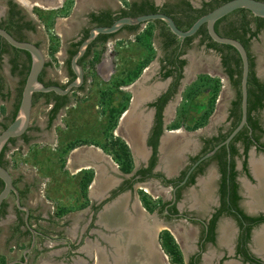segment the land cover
Listing matches in <instances>:
<instances>
[{
	"label": "flooded vegetation",
	"instance_id": "af4514ba",
	"mask_svg": "<svg viewBox=\"0 0 264 264\" xmlns=\"http://www.w3.org/2000/svg\"><path fill=\"white\" fill-rule=\"evenodd\" d=\"M27 1L33 3L37 1L44 6L47 4V0ZM58 1L60 3V0H55ZM100 1L76 0L74 11L68 16L70 30L59 34L61 40L57 48L62 52L64 50L65 53L58 55L56 49L54 51L49 48L47 65L42 77L45 85L66 88L76 79L71 63L69 64L74 57L71 56V51L78 52L91 30L102 27L97 21L98 17L101 18L109 12L113 17L117 16L122 10L128 9L130 4L140 5L144 0H125L126 3H121L119 0ZM152 1L158 7H163L169 2L180 3V0H168L162 5H157L155 0ZM188 1L193 7L201 8L207 0ZM62 3V9L66 8V0ZM25 4V0H0V27L5 30L10 28L16 37L21 38V34L24 41L34 43L28 34L37 33V25L33 16L27 12L28 7ZM236 12L227 16L220 24L219 33L223 34V30L229 28L230 24L234 27L240 25L243 15ZM235 15L237 17L233 18L232 16ZM247 18L251 23L246 37L251 39L245 48L249 60L251 59L252 72L258 80L256 86L259 85L257 88L260 89L264 85V64L253 49L264 45V29L257 37H252V33L257 31V21L251 15ZM19 23L24 28L18 33L16 27ZM27 23L35 25L36 31L26 27ZM143 25L133 29L125 26L106 39L103 37L106 35H99L89 46L92 47V54L83 67L85 71L83 85L65 96L54 95L53 92L42 96L46 106L43 125H37L34 129L30 127L27 134L15 139L13 143L9 142L6 146L10 149L20 140L24 145L42 140L50 147H57L53 151H59L57 158H60L62 172L66 175L74 172L83 184L82 191L86 202L79 203V207L85 204L83 209L88 216L74 240L66 236L54 238L38 229V224L43 221L34 218L30 206L25 203L28 193L24 197L20 194L22 204L30 210L28 223L34 232L27 225L25 212L17 208V224L12 230L13 240L24 238L26 243L16 246L13 244L11 248L5 246L0 252V264H76L80 258H84L89 264H93L97 259L101 264H112L117 254L113 242L121 241L122 237L124 242L129 241V238L138 237V233L144 231V228L138 224L142 219L148 230L153 233L152 243L159 245L169 264H264V242H262L264 209L256 208L257 205L253 207V197L249 192L250 189L259 188L260 184L264 183L255 173L252 164L253 161H259L264 168V108H258L250 115L248 113L244 128L229 145L224 144L242 121V102L241 115L240 111L236 113L234 105L240 96L242 98L241 85L240 87L235 85L229 75L228 66L224 64V58L228 56L231 58L229 66L232 69L238 68L233 57L240 58L239 52L231 49L220 52L210 47V41L204 40L203 35H194L195 37L189 42L178 38L179 43L167 47L162 30L158 27L154 30L158 32L159 53L156 50V64L153 66L151 64L152 70L144 67L142 74L137 78H129L125 75L120 81L121 77L116 75V70L112 69L113 72L110 70V64L115 61L112 56L115 48L113 39L120 34L126 35L129 39L137 35L135 37L140 39L142 32L145 33L144 31L147 30ZM3 40L0 37V115L4 100L1 69L3 57L6 55L2 53ZM194 47L200 48L198 60H194L191 53ZM101 49L107 50L103 58L98 56ZM211 53L219 57L218 63L209 56ZM58 56L62 60V65L59 78L55 79V75L49 76L48 73L57 71L54 67L59 64ZM179 61H186V65L180 67ZM192 62H195L194 67ZM20 64L23 65L25 62ZM90 67L97 69L100 86L103 89L98 97L99 103L103 110H106L105 106L108 108V119L113 120L114 111H120L116 140L110 139L108 130H105L107 136L101 146L87 137H70V133L66 131H69L71 124L65 127L66 131L62 134L57 131L64 126L63 120L67 117L69 108L78 103L77 99H86L90 86L95 84V81L90 80L89 77ZM105 67L108 69H104ZM190 69L192 74L189 75ZM169 72L171 74L166 76ZM180 72L182 78L178 77ZM194 72L197 74L194 75ZM195 76L197 80L213 77L227 80V87L223 88L222 96L215 103L213 114L206 119L207 121L202 119L206 121L202 123L193 121L192 111L186 116L178 115L182 93ZM116 81H119L117 88L120 92L117 91L115 95L113 87ZM250 88L248 87V92ZM76 95L78 97L75 98ZM224 98L227 102L219 110ZM64 102H66L65 106L54 112L57 106ZM206 116L207 114H203L202 117ZM1 124L0 119V127ZM111 124L106 128L108 129ZM33 130L37 133L31 136L29 133ZM131 132H137L141 137L142 153L139 155L132 148ZM103 135L105 136V133ZM113 141L116 144L122 141L121 143L128 147L130 155L125 158H132L133 167L130 172L124 171V165L119 160L123 157L112 153L109 148L113 146ZM215 149L217 150L214 155L202 160ZM97 150L102 155H97ZM8 152L9 150L6 151V155ZM48 158H52V155ZM15 186L20 192L25 190L18 186V182ZM147 194L152 201L151 204L147 202ZM120 206L126 219L132 218L130 221L137 222L129 224L130 227L126 229V231L132 229L130 236H127L125 231L122 233L126 236L116 230L117 226L125 225L122 224V220L113 223L105 219L109 217L108 214L114 207L116 210ZM8 209L9 207L7 211ZM67 221L68 225L63 227V233L68 229L73 233L70 225L75 220L67 219ZM37 238H41L40 241ZM43 239L50 240L45 243ZM167 240L172 243L171 255L165 248ZM57 242L61 243L56 245ZM87 242H91V246H87ZM62 248L66 250L54 252ZM19 252L20 255L16 256Z\"/></svg>",
	"mask_w": 264,
	"mask_h": 264
},
{
	"label": "rangeland",
	"instance_id": "374dc122",
	"mask_svg": "<svg viewBox=\"0 0 264 264\" xmlns=\"http://www.w3.org/2000/svg\"><path fill=\"white\" fill-rule=\"evenodd\" d=\"M25 1L28 7L27 12L30 13V16H33L34 21L37 25V33L28 34L29 38L34 43H38L45 56L48 57L47 54L49 52V48H51L52 50L57 49V51H59V48H57L60 45L61 40L59 34H61L63 30L66 31V27L69 25L68 21L66 22L63 20L73 13L74 7L76 6V0H66L67 7L58 10L57 8L53 9L50 7H46V5L43 6V4L37 1L34 3L27 0ZM61 1L64 0H60V2ZM124 1L125 0H119V2L121 3H126ZM155 1L159 5H162L168 0ZM52 13L56 15L54 26L47 23ZM232 17L235 18L237 17V15ZM143 28H150V32H147V30L144 29L145 33L142 32L140 39L136 38L137 35H135L136 37L134 36L133 38L129 39L126 35L123 34H120L113 39L115 48L112 51V56L114 57L115 61L110 64V70H116V75L121 77L120 81L122 80V77H125L127 72L131 70V68L138 70L139 67L143 69L144 67H147L148 70L151 67V64L152 66L156 64L155 53L159 50V41L157 38L158 32L154 30V28H158V25L146 23L143 25ZM146 32L149 33V35ZM253 51L259 54V58L264 64V45H259L258 48L255 47ZM106 53L107 50L105 51V49H101L98 56H102L103 58V55H105ZM191 53H193L194 60H198L197 56L200 54V48L194 47L193 49H191ZM13 56L14 52L10 50L9 53H7L5 57H3L4 60L2 62L1 69L4 86L3 94L7 95V98L3 100L2 106L4 107L5 111L1 112L0 119L2 120L3 124L5 123L7 125H10L12 122V117L15 112L16 105L18 104L20 99V91L23 87L22 83L25 79L24 76H21L20 74L14 73L12 71L11 60ZM18 56L20 62L27 61L26 55H24L23 53H20ZM209 56L212 57V60L218 63L219 57L217 55L211 53L209 54ZM192 63H194V67L195 62ZM197 63L198 62H196V64ZM196 66L197 68H199L198 64ZM106 68L107 67H105L104 69ZM143 69H141L140 75L142 74ZM60 70V68H57L54 77L55 79L59 78ZM88 70L90 80L95 81V84H92L90 86V92L86 99H77L78 103H75V100V106H71L67 112V115L68 113L70 115L65 117V119L63 120L65 122L64 126L58 128L57 131L59 132V134H62V132L66 131L65 127L71 124L69 126V131H66L67 133H70V137H87L90 140H93L95 144L101 146L102 141L107 136L105 130H108L107 134L110 139H113L114 141L116 140L118 133L117 121L120 111L115 110L112 114L113 120L108 119V108L105 106L104 108L106 110H103L102 105L99 103L98 97L103 89L100 86L101 81L97 75V69L94 67H90L88 68ZM188 74H192L191 69L189 70ZM196 74L197 73L194 72V75ZM195 79L188 82L189 84L187 85V87H185L182 93V99H180L178 106V115H180L181 117L186 116L187 113L192 111L193 121L202 123V121L204 120V117H202L203 114H208L210 111L211 113L209 116L213 114L215 103L217 102L218 98L222 96V92L224 90L223 88L227 87V80H219L213 77L212 79H206L204 82H200V80ZM118 83L119 81L115 82L116 85H114L113 87V94H115L117 91L120 92V90L117 88ZM217 83H219L220 91L218 94H215L214 91L217 87ZM76 97L78 96L76 95L75 98ZM226 102L227 100L226 98H224L222 104L219 105L221 106L219 110L225 106ZM113 105L115 106V104ZM101 109L103 110V112ZM45 114L46 106L44 104V98L42 96H38L36 99V104L32 111L31 128L34 129L37 128V125H43ZM108 124H111L112 127L110 126L107 129L106 127L109 126ZM2 131L3 127H0V133ZM35 133L37 132L33 130L29 134L32 136ZM104 133L105 136L103 135ZM114 141L113 146H110L109 148L112 150V153L117 154V146L115 145ZM121 142L118 141L117 143L121 145ZM58 152L59 151H53L52 146H48V144H46V142L42 140H38L27 145L22 144L20 140L14 147H11L9 149V152L6 155V159L10 162L8 169L10 170L13 179L18 182V186L20 188H28V195L24 200L28 206H34V203L36 202L34 201L35 198L38 200V197H40L41 199L42 193L39 192V189L40 191L44 189L43 185L46 181L45 177L49 175L50 172L54 175V173L57 174L58 171H62L60 167V158H48L51 157V155L53 156L54 153H57L58 157ZM116 162L118 163V161ZM118 164H120V162ZM146 196L148 198V194ZM8 202H10L11 205L15 204V197L11 195L8 198ZM62 202L65 204L64 201ZM147 202L151 204L152 201L148 198ZM66 203L69 202L66 201ZM48 208L49 206H44L43 210H48ZM162 254L163 257L166 258L165 254ZM164 262L166 264L170 263L167 258L164 259Z\"/></svg>",
	"mask_w": 264,
	"mask_h": 264
},
{
	"label": "water",
	"instance_id": "95a60500",
	"mask_svg": "<svg viewBox=\"0 0 264 264\" xmlns=\"http://www.w3.org/2000/svg\"><path fill=\"white\" fill-rule=\"evenodd\" d=\"M239 10H247L251 12L255 17L264 18V1L230 0L222 4L221 6L217 7L210 13L199 18L197 22H195V24L189 30H181L177 26L176 22L172 17L160 12L156 14L142 15L139 17H125L117 20L112 26L96 27L91 30L89 37L82 43V45L79 48V51L72 58L71 66L76 76V79L72 83H70L66 88H62L56 85L47 86L40 81V76L45 68L47 61L44 52L39 46H37V44L27 41H20L16 39L12 34H10L7 30L0 27V37L3 38L11 47L29 53L32 59L31 69L22 92L21 103L17 115L14 121L5 130H3L0 133V157L2 151L8 145L11 139L21 138L28 133L31 127L35 94L53 92L57 95L65 96L71 93L72 90L76 88H80L83 85L85 80V71L83 66L80 64V60L84 57L89 46L96 40V38L99 35L114 34L119 32L125 26L142 25L157 20L163 21L175 36L183 40L196 35L203 26H206L208 34L214 42L222 45L232 46L239 52L243 62V74L241 81L242 121L224 143L226 145H229L230 142L234 139V137L244 128L248 120V101H249L248 80L250 74V60H249L248 51L246 50L245 46L238 40L221 36L216 31V23L219 20ZM132 148L135 151L133 146ZM217 149L204 156L202 160L207 159L212 155H214ZM0 180L4 184V188L0 193V207L6 200H8V198L11 195H14L17 208L25 212L27 225L30 228V230L34 232V230L30 227L28 223L30 217V210L22 204L20 191L14 184V179L10 170L4 167L1 163H0ZM116 228H118L116 230L121 231V233L122 231L126 232L127 229L125 225H120L117 226ZM124 234L122 233V235ZM130 234L131 233L128 232L127 235ZM140 234H144V233L141 232ZM151 235L152 234H149L148 232L146 236L147 246L145 247L147 248V251L149 252L153 251L158 254L156 264H166L164 262V259L166 258L163 257L159 245L157 243H155L156 245L152 243L153 240ZM139 239L142 238L138 235V237H135L134 239L135 241L132 242V244H137V241H139ZM113 246L115 247L117 254L114 256L112 264H151L152 263L149 261L150 260L149 257L148 259L142 258L143 256L142 254L144 253V251L133 252L132 249L130 248V244L127 241L125 242L115 241L113 242ZM96 264H101L99 259H97Z\"/></svg>",
	"mask_w": 264,
	"mask_h": 264
},
{
	"label": "trees",
	"instance_id": "16d2710c",
	"mask_svg": "<svg viewBox=\"0 0 264 264\" xmlns=\"http://www.w3.org/2000/svg\"><path fill=\"white\" fill-rule=\"evenodd\" d=\"M228 1H230V0H207L206 2L203 3L201 8H195V7H193V5L188 0H180V3H177V4H173V3L169 2V3H166L163 7L156 6L155 3L152 0H144L140 5H138L136 3L130 4L128 9L122 10L120 12V14L117 15V16L113 17L112 14L109 12V13H107L106 15H104L101 18L98 17L97 21L99 22V24L101 26H112L117 20H119L121 18H125V17H139V16H142V15L156 14V13L160 12V13H164V14L172 17L174 19V21L176 22L177 26L181 30H189L195 24V22H197V20L199 18H201L202 16L210 13L211 11H213L214 9H216L217 7L221 6L222 4H224V3L228 2ZM236 13H241L243 15V19H242L240 25H238L237 27H234L233 25L230 24L229 28L223 30V32H224L223 34L219 33L218 29L220 27V24L226 19V17H225V18L219 20L216 23V31L221 36L238 40L245 47H247L249 42H250V39H251V38H247L246 37L248 31H250L249 25L251 23V20L247 18L248 15H251L257 21V31L252 33V37L253 36L257 37L259 32H261L264 29V18L255 17L251 12H249L247 10H239ZM55 18H56V15L52 13L51 16L49 17V21L47 23L52 25V26H54L55 25ZM148 23L149 24H151V23L152 24H156L162 30V36L164 37V41H165L164 43H165V45L167 47H170V46H172V45H174L176 43H179L178 37L175 36L170 31L168 26L163 21L157 20V21H151V22H148ZM25 26L26 27L28 26L33 31H36V26L35 25H31V23H27ZM138 26L139 25L128 26V27H131L133 29V28H137ZM16 28H17L16 31H18V33H19V31L22 30L24 28V26L19 23V24H17ZM6 30L10 34H12L16 39H18L20 41H24L22 39L23 36L21 34H20L21 38H18L12 33L10 28H6ZM148 31L150 32V28L147 29V32ZM114 34L106 35V36H103V37L106 39L107 37L112 36ZM147 34L149 35V33H147ZM196 35H203L204 40L207 39L208 41H210V47H212L214 49L216 48L220 52L224 51V49L236 50L232 46L222 45V44H218V43L214 42L211 39V37L209 36L206 26H203L198 31V33ZM194 37L195 36L186 38V41L189 42ZM104 38H102V39H104ZM3 42H4L3 48H2V53L3 54L9 53L10 50H12L14 52V56L12 57V60H11L12 71L14 73L20 74L21 76L25 77V79L23 80V83H22L23 87L21 88V91H20V99H19L18 104L16 105V109H15V112H14L13 117H12V122H13L15 117H16V115H17L19 107H20L22 92H23L27 77H28L30 69H31L32 59H31V55L29 53L11 47L5 40H3ZM37 46H39V44H37ZM91 49H92V47L87 50V53L85 54V56L81 60V65L83 67L86 66L87 59L92 54ZM20 53H25L27 55V61H25V64H23V65L20 64V62H19V56L18 55ZM76 53H77V50L71 51V56L73 57ZM233 58L237 62L238 68L235 67V69H232L229 66L228 63L231 61L230 60L231 58L228 57V56L224 58V64L228 66L229 75L234 80L235 85L240 87L242 74H243V62H242V58L241 57L240 58L233 57ZM70 63L71 62H69V64ZM147 63H148V60H147ZM179 64H180V67H183L184 65H186V61H179ZM250 64H251V59H250ZM141 69H143V68L139 67L138 70H135L134 68H131V70H129L127 72L126 77H129V78L130 77H136L137 78L140 75V73H141L140 72ZM43 73L44 72H42V74L40 76V81L41 82H43L42 81ZM170 74H171V72L167 73L166 76H168ZM73 75H74V73H73ZM178 77L182 78V73L181 72L178 74ZM204 81H205L204 78H200V82H204ZM217 81H219V80H217ZM257 81L258 80L256 79L254 73L252 72V64H251V71H250V76H249V80H248V87H251L250 90H249V101H248V110H249L248 113H249V115L251 114V112H253L254 110H256L258 108H264V94H263L264 85L261 86L260 89L257 88V86H259V85L256 86V84H258ZM3 90H4V86H3V83H2V97H3V99H6L7 95L3 94ZM219 91H220L219 83H217V87H216L214 93L218 94ZM53 94L55 95V93H53ZM44 95H47V94L46 93L35 94V96H34V104L36 103V99H37L38 96H44ZM241 102H242V98L240 96V98L234 103L235 109L237 111L236 113H238V111H240V115H241ZM65 104H66V102L59 104V106H57V108L55 109L54 112H56L57 109H59L60 107L65 106ZM4 111H5L4 107H2V112H4ZM210 113H211V111L204 118L205 120L209 117ZM206 121H204V122H206ZM1 126L3 127V130H5L9 125H7L5 123L4 124L2 123ZM14 141H15V139H11L10 140V142H12V143ZM27 141H29V139ZM115 145L117 146V152L116 153L118 155H120L121 157H123V158H119V160L124 165V171L125 172H130L132 170V167H133L132 158H125V157L130 155L128 147L124 143H122L121 145L119 143H117V144L115 143ZM7 150H9V149L7 147H5L4 150L2 151L1 157H0V163L6 168H8L9 165H10V162L5 158ZM14 183L16 185L17 181H15ZM3 188H4V184L1 181L0 193L3 190ZM27 193H28V188L20 192L22 197L27 195ZM8 207H9V203L6 200L2 204V206L0 207V217H3V216L6 215ZM165 248H166L168 254L171 255L172 243H171L170 240H167V243L165 244Z\"/></svg>",
	"mask_w": 264,
	"mask_h": 264
},
{
	"label": "crops",
	"instance_id": "0c3cea01",
	"mask_svg": "<svg viewBox=\"0 0 264 264\" xmlns=\"http://www.w3.org/2000/svg\"><path fill=\"white\" fill-rule=\"evenodd\" d=\"M63 1H61L59 3L55 2V0H47L46 1V7H50L53 9H61L62 7V3ZM42 4V3H41ZM158 5V3H157ZM44 6V5H43ZM56 11V10H54ZM63 21H68V17H66ZM66 31L69 32L70 30V26L68 25L66 27ZM64 31V30H63ZM62 31V32H63ZM65 32V31H64ZM58 55H63L65 52L63 50V52L61 50L58 51ZM59 58V56H58ZM59 64L56 65V67H54L55 70H57V68L61 69V65H62V60L59 58ZM49 76H54L55 72L53 71H49ZM22 98V97H21ZM70 114L68 113L67 116H69ZM99 146V145H98ZM97 148V147H96ZM52 149H57V147L53 146ZM59 154V153H58ZM96 154L98 155H102V153L100 151H96ZM52 158H57V153H54ZM74 175V172L72 174H64L62 171H58L57 174L54 173H49V175H47L46 181L43 185L44 189H42V191L39 192L42 193L41 195V199L40 197H38V200L35 198L34 201H36L34 203V206H30L32 212H33V217L38 219V220H42L43 223L38 224L39 225V230L41 232H44L48 235H50L51 237L53 236L54 238L56 237H65L66 238H70V239H75L78 230H80L81 226L84 223V220H86V217L88 216V213L85 212V210L83 209V207H85V204L82 205V207H79V203H83L84 202V197H83V184L81 183V181L78 179V176ZM37 194V193H36ZM24 200V199H23ZM64 201L65 204L62 202ZM69 202V203H66ZM86 202V201H85ZM84 202V203H85ZM9 203V209L6 213L5 216L0 217V252L3 251L5 249V246H8L9 248H11L13 246V244H15V246L18 244L22 245L26 243V239H15L13 240V229L15 228L16 224H17V207H16V203L12 204L10 202ZM67 205H69L70 207H68ZM47 207L49 206L48 210H43V207ZM66 207V209H65ZM122 209V208H121ZM74 211V212H73ZM112 211V210H111ZM123 211V209H122ZM71 212L69 215L68 213ZM73 212V213H72ZM74 215V216H71ZM72 217V218H71ZM67 219H74L75 222L70 225L72 226L73 233L70 232V230L68 229L67 232L63 233V227L67 224ZM129 219V218H128ZM113 223H118V222H113ZM125 222H123L122 224H124ZM137 223V222H136ZM139 225H141L144 228L143 231V236L142 234H140L142 236V242H144L145 246H147V242H146V236L147 233L149 232V234H153L152 231L148 230V226H146V223L143 221L142 222H138ZM126 228H129L130 226L125 223ZM44 227V228H41ZM154 228V225L153 227ZM151 229V228H150ZM147 232V233H146ZM74 237H71L72 235ZM30 238H27V240H29ZM38 241H40L41 238H37ZM44 240V239H43ZM50 239H45L44 242L47 243ZM61 242H57L56 245L60 244ZM63 245V242H62ZM87 246H91V242H87ZM66 250L65 248L62 249H58V251H54V252H60V251H64ZM54 252H51L52 254ZM23 254L25 252H22ZM150 253H154L156 254V252H150ZM6 254L8 255V252H6ZM20 255L19 253H16V256ZM99 255V254H98ZM92 257V256H91ZM98 257V256H97ZM100 257V256H99ZM96 262H94L93 264H96ZM76 264H89V262H87L84 258H80Z\"/></svg>",
	"mask_w": 264,
	"mask_h": 264
},
{
	"label": "bare ground",
	"instance_id": "6f19581e",
	"mask_svg": "<svg viewBox=\"0 0 264 264\" xmlns=\"http://www.w3.org/2000/svg\"><path fill=\"white\" fill-rule=\"evenodd\" d=\"M25 5H27V4H25ZM136 129V128H135ZM132 131V130H131ZM135 131V130H134ZM133 135V141H132V143H133V146H134V149L136 150V152L138 153V155L139 154H141L142 153V147H141V137H139L138 135H137V132H131V135L130 136H132ZM253 169H254V171H255V173L257 174V176L258 177H260V178H262L263 179V181H264V168H263V166L261 165V163L259 162V161H253ZM249 192H250V194H251V196L253 197L252 199V201H253V207L255 208V206H256V208L258 207H261V208H263L264 209V183H262V184H260V187L259 188H255V189H250L249 190ZM109 212V211H108ZM119 212H121L122 214L120 215L119 214ZM107 215V214H106ZM105 216V215H104ZM109 216V217H108ZM108 216H106V217H108V218H105V219H108L109 221H111V222H119L120 220H122V222H125V223H127L128 225L129 224H133V223H135L136 221L134 220V221H130L131 219L129 218V219H126L125 218V215L123 214V212H122V209H121V206L120 207H118L116 210H115V207H114V209H112V211L111 212H109V214H108ZM107 221V220H106ZM138 221V220H137ZM130 226V225H129ZM131 230L132 229H129V230H127L126 231V235L128 234V232H131ZM139 230V229H138ZM135 232H138V231H135ZM135 232H134V236H136L135 235ZM140 232V231H139ZM139 234V236L142 238V236H143V234H142V236L140 235V233H138ZM128 236V235H127ZM130 236V235H129ZM138 236V235H137ZM135 238V237H134ZM263 238V237H262ZM261 238V239H262ZM130 240L129 241H127L129 244H130V248L132 249V251L133 252H135V251H138V252H143L144 251V253L142 254L143 256H142V258H144V259H148V257L150 258V262H152L151 264H154V262H155V264H156V261H157V258H158V256H157V254H154V253H150L149 251H147V248L145 247V244H144V242H142V239H139V241H137V244H132V242H134L135 240L133 239V238H129ZM126 240H127V238H126ZM121 241H123V237H122V239H121ZM262 242H264V238L262 239Z\"/></svg>",
	"mask_w": 264,
	"mask_h": 264
}]
</instances>
